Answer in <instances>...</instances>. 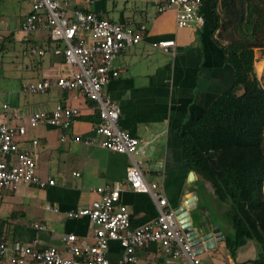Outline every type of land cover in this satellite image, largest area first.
Returning a JSON list of instances; mask_svg holds the SVG:
<instances>
[{
  "label": "crops",
  "instance_id": "obj_1",
  "mask_svg": "<svg viewBox=\"0 0 264 264\" xmlns=\"http://www.w3.org/2000/svg\"><path fill=\"white\" fill-rule=\"evenodd\" d=\"M57 1L67 3L70 11L94 13L111 22L145 24L147 29L142 41L126 49L115 61L114 68L120 75L107 85L106 95L121 109L120 128L139 138L146 148L145 156L137 155L136 159L147 181L163 188L172 208L184 204L186 194L188 197L195 194V182L201 178L195 175V181H188L191 172L181 136L235 80V70L227 60L226 51L231 41L223 28L221 0H203V24L186 28L178 26L174 10L159 12L161 0ZM23 4L29 9L21 17L16 32L32 11L30 0L20 2L21 9L25 8ZM8 33L2 38L15 32ZM163 40L175 42L174 53L154 46ZM9 42L11 50H15L17 43L25 44L20 48L22 51L34 44L46 49L48 35L42 31L28 38L15 36ZM64 70L62 58L54 56L52 48H47L42 57L22 53L10 56L9 62L0 63V125L8 122L21 126L32 113L51 112L59 105L81 110L70 130L41 125L29 128L26 136L18 137L20 146L25 148H31L33 140L38 141L37 174L44 181L54 180L55 184L46 188L24 184L17 190H0V222L6 220L11 230L10 243L19 241L31 245L38 241L41 248L57 247L63 251L62 239L69 234L93 242L88 219H69L66 214L90 206L98 198L94 189L107 185L124 187L121 201L131 211L133 227L143 226L158 217L152 198L133 192L126 181L130 158L100 146L101 138L95 130L100 117L91 101L78 91L66 92L56 86L44 94L30 93L24 87L45 78L55 83ZM5 105L9 108L5 109ZM62 136L67 137V141L62 142ZM75 136L94 143L74 142ZM6 159L11 163L15 161L12 156ZM74 173L80 176L75 177ZM36 224L45 228L37 230ZM221 234L224 237V233ZM221 244L226 246L222 240L217 248ZM208 253L201 256L202 261ZM139 254L146 264L152 260L155 264H172L165 260L158 245L140 250ZM122 255L120 244L111 242L107 255L110 261L117 263ZM229 259L234 264L232 258Z\"/></svg>",
  "mask_w": 264,
  "mask_h": 264
},
{
  "label": "built area",
  "instance_id": "obj_2",
  "mask_svg": "<svg viewBox=\"0 0 264 264\" xmlns=\"http://www.w3.org/2000/svg\"><path fill=\"white\" fill-rule=\"evenodd\" d=\"M32 11L22 22L20 31L26 35L46 32L53 43L52 53L62 58L65 70L53 83L45 78L25 85L33 94H44L53 86L62 91H78L91 101L99 113L100 121L96 134L100 136V146L111 152L125 154L131 160L127 168L126 181L133 192L148 194L155 202L158 217L143 226L133 227L131 211L121 201L124 190L122 184L107 185L94 189L98 198L88 207L66 214L69 219H88V229L93 242L79 239L69 234L62 239L65 255L57 247L41 248L39 242L31 245L9 241L0 237V264H146L140 257V250L158 245L165 260L172 264H202L184 233L181 223L158 183H149L137 155L146 154L143 142L131 136L119 126L121 109L108 95L106 88L110 81L119 77L120 71L114 68L119 55L126 49L139 44L146 31L145 24L134 26L120 24L101 18L94 13L82 10H68L57 0H30ZM203 0H161L159 12H176L180 28L201 25ZM175 42L163 40L154 46L164 52L174 53ZM47 48L29 47L25 56H45ZM5 109L9 107L4 106ZM81 115L79 108L59 105L51 112H34L28 116L26 124L12 126L8 122L0 125V190H17L26 184L46 188L55 184L49 179L42 180L38 174V141L31 142V148L21 147L18 137H24L29 128L49 125L70 130ZM9 115L7 116V119ZM74 142L87 145L93 141L79 136ZM61 141H67L62 136ZM6 156H12L14 163ZM79 177V173H74ZM54 211L56 208L49 207ZM1 228V223H0ZM37 230L45 227L36 224ZM111 242H118L123 250L122 258L113 263L108 258ZM150 264H155L153 260Z\"/></svg>",
  "mask_w": 264,
  "mask_h": 264
},
{
  "label": "trees",
  "instance_id": "obj_3",
  "mask_svg": "<svg viewBox=\"0 0 264 264\" xmlns=\"http://www.w3.org/2000/svg\"><path fill=\"white\" fill-rule=\"evenodd\" d=\"M221 4L234 84L188 127L181 141L189 172L210 183L217 199L229 204L226 216L234 233L224 234V241L234 264H247L237 261L242 230L258 246L253 264H264V86L255 72L256 50L264 49V0ZM45 47H53L51 40ZM0 223V237L9 241L11 230L6 220Z\"/></svg>",
  "mask_w": 264,
  "mask_h": 264
},
{
  "label": "rangeland",
  "instance_id": "obj_4",
  "mask_svg": "<svg viewBox=\"0 0 264 264\" xmlns=\"http://www.w3.org/2000/svg\"><path fill=\"white\" fill-rule=\"evenodd\" d=\"M23 1L0 0V63L9 62L10 56L12 55L16 57L24 53L25 49L22 51L20 48L25 44L17 43L15 50H11V44L8 39L2 38L9 34L8 31H14L18 37L26 35L20 29L17 32L15 31L21 17L29 9L28 5L25 7L24 4L23 8H25L21 9L20 2ZM5 50H11V52L8 53ZM256 51H260V55L256 56L255 72L261 85L264 86V49H257ZM193 191L197 196V207L191 211L194 227L203 229L207 234L213 231L212 228L215 227L219 228L221 233L233 235L234 231L226 216L229 210V204L221 203L217 199L211 184L203 179H199L195 182ZM240 241L241 245L238 250L237 261L239 263L253 264L258 252L256 242L250 238L245 230L241 232ZM229 258L230 255L226 246L221 244L217 249L209 251L208 255L203 259L202 264H231Z\"/></svg>",
  "mask_w": 264,
  "mask_h": 264
},
{
  "label": "water",
  "instance_id": "obj_5",
  "mask_svg": "<svg viewBox=\"0 0 264 264\" xmlns=\"http://www.w3.org/2000/svg\"><path fill=\"white\" fill-rule=\"evenodd\" d=\"M259 54L260 51H256V56H258ZM188 181H195L194 172H191L189 174ZM183 202L184 204H181L180 206L175 208L176 215L181 223L184 233L194 247L196 253L198 255H203L207 251L216 249L218 243L225 239L222 236L220 230H213L209 234H207L203 229H197L193 225L191 211L197 207L196 194L190 197H188V195L186 194Z\"/></svg>",
  "mask_w": 264,
  "mask_h": 264
},
{
  "label": "bare ground",
  "instance_id": "obj_6",
  "mask_svg": "<svg viewBox=\"0 0 264 264\" xmlns=\"http://www.w3.org/2000/svg\"><path fill=\"white\" fill-rule=\"evenodd\" d=\"M260 55V54H259Z\"/></svg>",
  "mask_w": 264,
  "mask_h": 264
}]
</instances>
